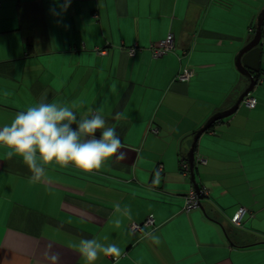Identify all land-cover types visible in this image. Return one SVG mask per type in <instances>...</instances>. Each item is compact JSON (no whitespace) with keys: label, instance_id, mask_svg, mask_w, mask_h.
Listing matches in <instances>:
<instances>
[{"label":"crops","instance_id":"0c3cea01","mask_svg":"<svg viewBox=\"0 0 264 264\" xmlns=\"http://www.w3.org/2000/svg\"><path fill=\"white\" fill-rule=\"evenodd\" d=\"M263 10L264 0H0V264H264L263 50L255 107L197 141L207 196L189 211L181 169L194 134L247 88L236 58ZM169 35L173 53L154 58L148 47ZM150 215L147 235L131 231Z\"/></svg>","mask_w":264,"mask_h":264},{"label":"water","instance_id":"95a60500","mask_svg":"<svg viewBox=\"0 0 264 264\" xmlns=\"http://www.w3.org/2000/svg\"><path fill=\"white\" fill-rule=\"evenodd\" d=\"M264 22V10L261 12L257 19V25L254 37L251 41H248V44L239 52L236 58V67L238 72L242 74L249 82L247 88L239 96L235 104L225 112L216 114L212 116L207 122L200 128L193 136V142L191 148L187 154V163L189 166V176L193 184V189L196 193L199 192V186L195 181V150L199 137L208 131L213 124L219 122L225 118H228L236 113L239 106L242 104L244 98L251 94L257 84L255 76L253 73H257L260 69V59L262 55V49L260 47V42L262 38V26Z\"/></svg>","mask_w":264,"mask_h":264},{"label":"built area","instance_id":"2783aa9c","mask_svg":"<svg viewBox=\"0 0 264 264\" xmlns=\"http://www.w3.org/2000/svg\"><path fill=\"white\" fill-rule=\"evenodd\" d=\"M254 30H251L253 32ZM263 35V34H262ZM260 47L262 50H264V36L261 38ZM149 51L151 52L152 56L154 58H161L165 55L173 53L175 49L174 40L171 35L167 36L165 40L160 42L159 44L150 45L148 47ZM141 48L134 44L132 47L127 49V53L130 57L134 56L137 51H140ZM99 54H105V50H98ZM264 62V59H263ZM194 75L193 70H184L180 72L176 76V80L179 82L186 83L188 82L191 77ZM242 104H244L247 108L252 109L255 107L256 100L254 97L251 96V94L247 95ZM199 163L205 164L204 160H198ZM181 169L183 171L184 175H187L189 172V166L188 163L182 162L181 163ZM162 170V166H158L157 173H160ZM199 194L196 193L194 190H192L189 195L186 198V202L184 204L183 210L189 211L192 209H195L199 206V199L201 196H207V192L205 190H199ZM246 213L245 209H240L236 215L231 219V222L233 225L239 227L241 225V218ZM155 219L153 215H150L146 218V220L141 224L132 223L130 225V229L135 234L140 235H147L152 229L155 228ZM113 261H116V258H113Z\"/></svg>","mask_w":264,"mask_h":264},{"label":"trees","instance_id":"16d2710c","mask_svg":"<svg viewBox=\"0 0 264 264\" xmlns=\"http://www.w3.org/2000/svg\"><path fill=\"white\" fill-rule=\"evenodd\" d=\"M262 34H263V36H264V22H263V26H262ZM260 74V73H259ZM259 74H257V75H254L255 76V79L258 81V79H259Z\"/></svg>","mask_w":264,"mask_h":264},{"label":"rangeland","instance_id":"374dc122","mask_svg":"<svg viewBox=\"0 0 264 264\" xmlns=\"http://www.w3.org/2000/svg\"><path fill=\"white\" fill-rule=\"evenodd\" d=\"M263 53H264V50H263ZM264 56V55H263ZM262 67L264 68V62H262Z\"/></svg>","mask_w":264,"mask_h":264}]
</instances>
